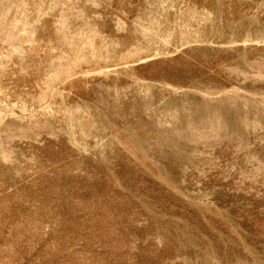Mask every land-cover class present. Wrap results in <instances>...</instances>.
I'll list each match as a JSON object with an SVG mask.
<instances>
[{"label": "rangeland", "instance_id": "obj_1", "mask_svg": "<svg viewBox=\"0 0 264 264\" xmlns=\"http://www.w3.org/2000/svg\"><path fill=\"white\" fill-rule=\"evenodd\" d=\"M0 264H264V0H0Z\"/></svg>", "mask_w": 264, "mask_h": 264}]
</instances>
